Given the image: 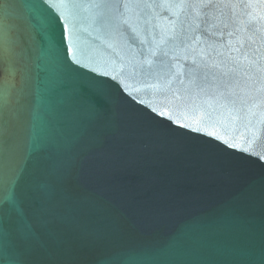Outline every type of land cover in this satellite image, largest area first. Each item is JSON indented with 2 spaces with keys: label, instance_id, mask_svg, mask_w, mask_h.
<instances>
[{
  "label": "water",
  "instance_id": "obj_1",
  "mask_svg": "<svg viewBox=\"0 0 264 264\" xmlns=\"http://www.w3.org/2000/svg\"><path fill=\"white\" fill-rule=\"evenodd\" d=\"M49 3L0 0V264H264V0Z\"/></svg>",
  "mask_w": 264,
  "mask_h": 264
},
{
  "label": "snow or ice",
  "instance_id": "obj_2",
  "mask_svg": "<svg viewBox=\"0 0 264 264\" xmlns=\"http://www.w3.org/2000/svg\"><path fill=\"white\" fill-rule=\"evenodd\" d=\"M133 2H145L147 3V0H86L87 7L90 9H93V19L94 21L99 22L104 27H112L115 28L118 26V16H119V9L121 5L127 6L130 3ZM182 2L188 3V2H198V3H207L211 4L213 0H182ZM43 3L46 7L51 9V4L49 3V0H43ZM58 16V14H56ZM66 28V26H65ZM4 35L3 33V17L0 16V38H2ZM71 49L66 48L65 52L66 55L69 53ZM90 71H93L90 69ZM153 113H155L154 109H150ZM157 115L164 116V113H159ZM169 122L174 124L177 128L185 129L189 132H197L198 134L208 135L211 139L217 140L221 143H223L226 147L236 148V145H229L227 141L221 140L220 137L215 136L213 133H200L199 129H193L190 128L186 124H181L175 121H171L169 119Z\"/></svg>",
  "mask_w": 264,
  "mask_h": 264
}]
</instances>
